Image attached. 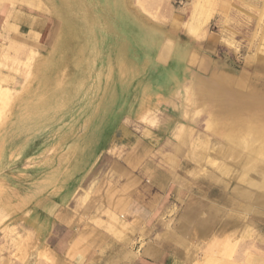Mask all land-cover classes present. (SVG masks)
Segmentation results:
<instances>
[{
    "label": "rangeland",
    "instance_id": "rangeland-1",
    "mask_svg": "<svg viewBox=\"0 0 264 264\" xmlns=\"http://www.w3.org/2000/svg\"><path fill=\"white\" fill-rule=\"evenodd\" d=\"M46 1L42 10L59 17L60 34L75 40L61 49L92 54L85 60L92 66V89L61 90V113H83L84 108L63 103L84 94L99 103L100 72L109 86L119 81L124 90L120 106L102 108L122 122L44 124L52 125L37 144L42 149L37 160L46 165L44 179L67 181L94 161L93 184H110L115 172L122 181L134 174L140 185L167 180L173 188H186L181 193L187 200H179L172 188L162 224L166 231L156 229L148 239L178 248V264H264V140L253 130H212L211 109L189 88L218 73L219 88H203L196 94L202 100L223 108L239 104L238 78L264 100L256 92L264 93V0ZM166 45L165 59L157 60ZM80 62L84 59H76ZM113 94L107 91L108 104ZM3 97L0 92V101ZM4 110L0 102V125ZM250 113L264 118L255 106ZM86 115L99 116V107H86ZM14 141L6 148L25 142ZM6 148L0 140V264H35V224L21 215L25 179L11 169ZM6 167L8 188L2 186ZM199 200L205 215L214 205L211 236H199Z\"/></svg>",
    "mask_w": 264,
    "mask_h": 264
},
{
    "label": "crops",
    "instance_id": "crops-1",
    "mask_svg": "<svg viewBox=\"0 0 264 264\" xmlns=\"http://www.w3.org/2000/svg\"><path fill=\"white\" fill-rule=\"evenodd\" d=\"M33 1L40 9L27 5L24 0L0 1V87L7 90L1 99L5 113L0 125V140H4L5 148L8 140L25 141L23 146L6 148L3 153L13 160L11 169L19 171L20 177L25 179L21 185L25 188L21 193L25 198L21 197V201L25 199L26 204L21 208V215L35 224L31 229L36 235L35 264H178V248L148 239L149 235L156 234V229L166 231L162 224L171 209L168 201L173 188L171 182L156 183L153 179L149 184L140 185L134 174L122 181L117 179L115 172L110 184L98 185L96 181L93 184L90 174L97 165L94 161L80 169L83 173H76L67 181L44 179L42 172L46 165L37 160L42 150L37 144L48 136L46 131L52 130V125L44 124L66 120L122 122L123 118L113 120L102 108L120 106L119 92L124 87L119 81L109 86L108 78L100 72L99 89L103 96L99 103L92 104L90 97L84 94L82 99L77 96L63 103L67 107H82L83 113H61L58 95L61 90L86 92L92 89V66L85 61L90 60L92 54L76 55L69 47L62 50L64 44L70 46L75 42L74 38L60 34L59 17L45 14L46 0ZM169 48L166 45L158 51L156 59L163 61ZM79 58L84 62L77 64ZM81 74L82 77H77ZM217 76L218 73L207 80L199 78V86L194 90L191 83L189 88L195 99L199 98L211 109L209 127L212 130L221 127L229 132L225 129L228 117L219 115L216 119L213 102L196 95L203 88L218 89ZM109 90L114 92L111 104L107 102ZM93 105L99 107V116L86 115V107ZM3 172L2 186L8 188V168ZM184 190L186 188H173L179 200L185 198L182 201L187 200L181 193ZM202 201L199 200V236H211L215 232L214 205L207 207L206 211L211 210V214L205 215L204 208L200 209ZM39 252L47 259L40 258Z\"/></svg>",
    "mask_w": 264,
    "mask_h": 264
},
{
    "label": "bare ground",
    "instance_id": "bare-ground-1",
    "mask_svg": "<svg viewBox=\"0 0 264 264\" xmlns=\"http://www.w3.org/2000/svg\"><path fill=\"white\" fill-rule=\"evenodd\" d=\"M24 2L27 5H29V6H32V7L36 8V9H40L39 8L40 7L39 4L37 5L36 3H34L33 0H24ZM234 87L236 88L237 96H238L237 98H238V100H239L240 103L239 104H236L233 107H229V108H223L220 105H216L214 107L216 109V111H217L216 112L217 113L216 114V119H218V116L219 115L227 116L228 119H229V121L226 123L225 129L229 130V132H231V134L232 133L235 134L237 132L239 133L242 130H245V131L246 130H253L255 132V134L258 136V138L264 140V118H259L258 116L252 115L250 113V108H252L253 106H255L256 108L262 110L263 111V114H264V100H261V99L256 98L249 89H246L244 87V85H242V79H239V78L236 79V82L234 84ZM6 91L7 90H5V89H3V88L0 87V92L3 94L4 97L6 96V93H7ZM238 138H240V137H238ZM242 141H243V138H242ZM242 143H244V142H242ZM249 143H250V141H249ZM249 146H251V145H249ZM261 157H264V156H261ZM259 158H260V156H259Z\"/></svg>",
    "mask_w": 264,
    "mask_h": 264
}]
</instances>
